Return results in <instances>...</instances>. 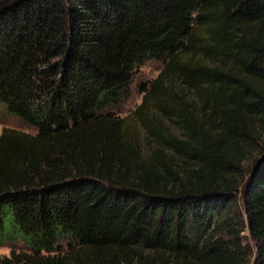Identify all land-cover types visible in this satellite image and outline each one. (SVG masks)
<instances>
[{
    "label": "trees",
    "instance_id": "obj_1",
    "mask_svg": "<svg viewBox=\"0 0 264 264\" xmlns=\"http://www.w3.org/2000/svg\"><path fill=\"white\" fill-rule=\"evenodd\" d=\"M146 60L144 153L102 111ZM0 105V264H264V0H0Z\"/></svg>",
    "mask_w": 264,
    "mask_h": 264
},
{
    "label": "rangeland",
    "instance_id": "obj_2",
    "mask_svg": "<svg viewBox=\"0 0 264 264\" xmlns=\"http://www.w3.org/2000/svg\"><path fill=\"white\" fill-rule=\"evenodd\" d=\"M200 35H202V33H200ZM162 66L163 63L161 60H146L141 64H138L134 68L133 79L127 90L126 98L120 101L115 106H111L102 111V115H104V117H108L111 120H122L120 132L124 134L123 136L125 138L130 137L131 139H133V141L136 142V145L140 149V151L144 153H147L150 150V147L153 145V143L149 139L148 133L143 131L142 126L140 124V118L136 116L134 112L140 105L141 100L143 98L144 93L141 92L142 88H148L151 85V83L161 71ZM173 87L176 90L184 89L180 83L178 84L176 82H173ZM142 113L144 114L142 118H146L148 122L152 125L158 126L160 128H163L164 125L168 132L177 134L178 131L176 127L172 125L170 121L160 118L154 108H151L150 105H148L147 108L142 111ZM158 122L160 125L157 124ZM1 128H7L9 130H14L16 132H25L28 134H34L35 132L33 129L24 125L18 119L6 114L2 106L0 105V129ZM244 166L247 167L248 170L251 168L252 165H250V163H248L247 161ZM242 238L243 242L247 243L252 247V241L246 231L242 232ZM71 246H73V250L76 247L75 245ZM58 247L60 249L59 252L62 253L66 252L70 246H68V244L64 241L60 243ZM12 250L16 252L27 251L26 247L19 241H6L4 244L0 245V257L8 256L9 252ZM56 253L57 251L52 252L50 254ZM149 256H153L157 259L154 261L155 264L156 262L158 264L160 263V256L154 253H150ZM117 259L119 261V263L117 264H126L124 259ZM126 260L128 261V264H143L142 261H140L139 263V260L130 253H128V257Z\"/></svg>",
    "mask_w": 264,
    "mask_h": 264
}]
</instances>
